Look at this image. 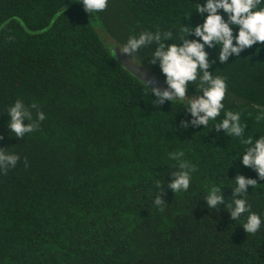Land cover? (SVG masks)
Masks as SVG:
<instances>
[{
    "label": "trees",
    "instance_id": "obj_1",
    "mask_svg": "<svg viewBox=\"0 0 264 264\" xmlns=\"http://www.w3.org/2000/svg\"><path fill=\"white\" fill-rule=\"evenodd\" d=\"M203 2L109 0L88 14L79 0H0V148L20 156L15 168L0 171V264H264V227L246 234L247 214L233 221L223 204L208 210L203 201L221 187L229 202L231 179L256 178L235 159L245 146L212 121L180 129L190 119L183 105L154 107L146 85L117 63L94 28L120 48L145 30L172 31L176 42L182 25L202 22L193 11ZM205 50L209 71L227 82L216 122L225 110L239 111L245 136L264 135V43L223 64L217 48ZM151 51L132 59L164 81L158 65L142 59ZM17 99L33 121L37 110L46 116L23 138L9 137L6 127ZM177 151L196 171L187 192L162 185L161 211L155 181L180 170L168 157ZM247 192L264 217V185Z\"/></svg>",
    "mask_w": 264,
    "mask_h": 264
},
{
    "label": "clouds",
    "instance_id": "obj_2",
    "mask_svg": "<svg viewBox=\"0 0 264 264\" xmlns=\"http://www.w3.org/2000/svg\"><path fill=\"white\" fill-rule=\"evenodd\" d=\"M79 2L86 13L95 14L103 11L109 0ZM193 12L202 18V22L195 26L182 25V35L176 42H173L172 31L145 30L129 36L120 51L125 57L134 58L142 48L152 47L151 53L142 59L148 67L158 65L166 87L161 89L152 86V82L146 83L151 93V104L154 107L165 103L183 105V112H187L190 119L181 120L180 129L187 130L189 125L193 128L203 126L204 129L212 121L217 133L222 132L230 139H238L245 146L241 153L236 154L235 159L254 170L256 178H246L238 174L231 179L235 186L231 189L233 198L229 202H225L221 187L210 188L203 201L208 210H218V206L223 204V210L228 212L233 221L247 214L241 226L246 234H257L264 227V217L252 211L247 200V189L248 186L254 189L257 185H264L257 182L264 180V135L257 132V139H254V135L245 136L247 125L242 121L239 111L225 110L223 118L216 122L224 109L227 82L223 77L213 75L214 70L209 71L210 62L205 46L217 48V60L223 64L229 57H239L245 49L264 43V0H204L202 4L195 3ZM193 12L187 14L184 20H188ZM189 35L195 38L188 39ZM140 63L138 60L137 64ZM189 86H192L194 92L191 96L186 94ZM32 108H37V105L33 103ZM6 114L8 136L16 138L32 133L39 127V122L46 119L45 113L37 110L36 119L33 121L32 113L22 99L15 100L7 108ZM183 155V151L170 152L169 159L178 161L180 170L172 172L171 179L167 182L164 179L155 181L157 194L153 198V204L161 211L167 204L162 199V185L167 183V187L174 194L187 192L190 188L192 173L196 171V167L183 161ZM18 161V154L0 148V171L15 168Z\"/></svg>",
    "mask_w": 264,
    "mask_h": 264
},
{
    "label": "water",
    "instance_id": "obj_3",
    "mask_svg": "<svg viewBox=\"0 0 264 264\" xmlns=\"http://www.w3.org/2000/svg\"><path fill=\"white\" fill-rule=\"evenodd\" d=\"M111 54L118 64H120L128 73L137 78L144 85H146V83L152 82V86L159 87L161 89L166 87L164 81L156 74L152 73L144 65L137 64L134 59L125 57L121 53L120 47L114 46L111 49Z\"/></svg>",
    "mask_w": 264,
    "mask_h": 264
},
{
    "label": "rangeland",
    "instance_id": "obj_4",
    "mask_svg": "<svg viewBox=\"0 0 264 264\" xmlns=\"http://www.w3.org/2000/svg\"><path fill=\"white\" fill-rule=\"evenodd\" d=\"M94 28L98 31V33L102 36L105 44L107 45L108 48L112 49L115 45L113 41L102 31L101 27L99 24L95 23Z\"/></svg>",
    "mask_w": 264,
    "mask_h": 264
}]
</instances>
